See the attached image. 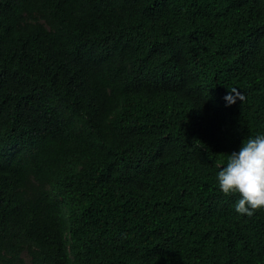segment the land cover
<instances>
[{"label":"trees","instance_id":"16d2710c","mask_svg":"<svg viewBox=\"0 0 264 264\" xmlns=\"http://www.w3.org/2000/svg\"><path fill=\"white\" fill-rule=\"evenodd\" d=\"M258 135L264 0H0V264H264Z\"/></svg>","mask_w":264,"mask_h":264},{"label":"clouds","instance_id":"9594fccd","mask_svg":"<svg viewBox=\"0 0 264 264\" xmlns=\"http://www.w3.org/2000/svg\"><path fill=\"white\" fill-rule=\"evenodd\" d=\"M229 90L225 97L229 105L235 104L237 99L241 102L246 99L239 89ZM216 179L225 195L238 196L235 204L237 213L251 217L264 209V135L243 141L238 152L228 155Z\"/></svg>","mask_w":264,"mask_h":264}]
</instances>
